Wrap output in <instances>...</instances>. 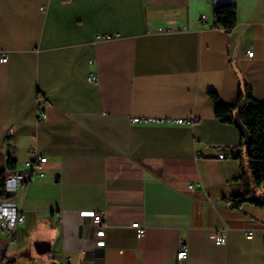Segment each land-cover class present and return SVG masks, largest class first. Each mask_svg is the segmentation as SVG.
<instances>
[{"label": "crops", "instance_id": "obj_1", "mask_svg": "<svg viewBox=\"0 0 264 264\" xmlns=\"http://www.w3.org/2000/svg\"><path fill=\"white\" fill-rule=\"evenodd\" d=\"M223 2L231 31L214 26ZM247 86L264 100V0H0V170L47 157L13 191L24 221L0 225V263L177 264L184 239L185 264H264V208L228 205L245 191L242 130L209 96Z\"/></svg>", "mask_w": 264, "mask_h": 264}, {"label": "trees", "instance_id": "obj_2", "mask_svg": "<svg viewBox=\"0 0 264 264\" xmlns=\"http://www.w3.org/2000/svg\"><path fill=\"white\" fill-rule=\"evenodd\" d=\"M237 5L234 2L219 3L214 7V26L231 31L237 24ZM209 96L214 103L215 115L223 123L235 124V116L240 120L248 135L246 143L248 152L247 168L242 175L245 185L244 193L230 198L232 206L240 207L244 203H251L264 208V200L255 195L256 187H264V100L254 98L249 86L241 94L238 102L225 103L220 100L216 91L210 90ZM245 142L246 135L242 131ZM16 168L11 156H8L6 167L0 170V200L9 197L10 191L6 186V173ZM0 264H17L15 260L4 258Z\"/></svg>", "mask_w": 264, "mask_h": 264}, {"label": "built area", "instance_id": "obj_3", "mask_svg": "<svg viewBox=\"0 0 264 264\" xmlns=\"http://www.w3.org/2000/svg\"><path fill=\"white\" fill-rule=\"evenodd\" d=\"M206 16L202 17L205 20ZM163 30V29H161ZM106 37L109 38L110 36H101L98 35V38ZM253 51H249V55H253ZM7 60L6 55H3L1 61L4 62ZM91 80H96L95 75L90 76ZM44 116V113H40V118ZM141 118H135V121H139ZM147 120H151L152 122H162L167 121V118H146ZM196 119L193 118H178L176 122L178 123H192ZM200 156V155H199ZM220 158H224L225 154L222 153L219 155ZM47 161V157L37 156L34 160L26 161L21 168H16L10 170L6 173V186L10 191V196L0 200V225L3 231L14 233L15 228L24 221V215L22 211L18 208L15 196H14V189L18 188L19 186H23L26 183L45 176L46 169L44 164ZM190 187L193 188L194 184H190ZM228 205L232 206V202H228ZM103 215L101 213L95 214L94 219L97 223H100L99 227L96 229V245L98 247H104L106 244V230L105 225L102 224ZM132 227L136 229L137 235L139 238H142L145 234V225L140 221L132 222ZM252 233L248 232V236L251 237ZM216 244L223 245L227 241L226 233L224 231L216 232ZM188 245L186 244L185 240L182 239L180 241V249L177 253V264H185V260L188 256Z\"/></svg>", "mask_w": 264, "mask_h": 264}, {"label": "water", "instance_id": "obj_4", "mask_svg": "<svg viewBox=\"0 0 264 264\" xmlns=\"http://www.w3.org/2000/svg\"><path fill=\"white\" fill-rule=\"evenodd\" d=\"M235 118H236V120H235L236 123L239 125V127L241 128V130H242V131L245 133V135H246L245 143H247V142H248V135H247V133H246V131H245V128H244V126H243L241 120H240L239 115L236 114ZM75 264H83V258H82V255L79 256L78 261H77Z\"/></svg>", "mask_w": 264, "mask_h": 264}]
</instances>
